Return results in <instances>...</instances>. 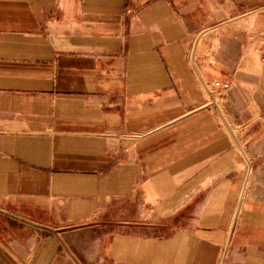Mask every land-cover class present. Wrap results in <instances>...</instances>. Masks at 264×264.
<instances>
[{
	"label": "crops",
	"instance_id": "1",
	"mask_svg": "<svg viewBox=\"0 0 264 264\" xmlns=\"http://www.w3.org/2000/svg\"><path fill=\"white\" fill-rule=\"evenodd\" d=\"M263 7L0 0V264H264Z\"/></svg>",
	"mask_w": 264,
	"mask_h": 264
},
{
	"label": "rangeland",
	"instance_id": "2",
	"mask_svg": "<svg viewBox=\"0 0 264 264\" xmlns=\"http://www.w3.org/2000/svg\"><path fill=\"white\" fill-rule=\"evenodd\" d=\"M241 13L238 12L235 15L231 13L230 14L226 13L224 18H221L217 21L215 20V22H211L210 24L206 25V27H204L201 32H198L197 35H195L192 43V49H193L192 59L194 61L193 63H199L198 60L206 56V54L209 52L208 51L209 48H211V46H213V44L216 43L217 33L218 31H220V29L225 27L228 28V27L239 26L251 20L253 21L254 19H256L259 13L264 14V7L259 9L258 12H252L247 15H244L246 11H243L242 14ZM195 66L199 67L197 65ZM227 121L228 123L227 122L225 123L226 127L229 133L231 134L232 138L234 139L236 145L239 147V151L241 152L242 150L244 152L242 153L246 155L247 152L245 151V145L247 144V140L244 139L247 135L246 130L244 129V127L238 128L237 125H235L234 123L230 122L229 120ZM258 131L259 130H257V132ZM228 261L229 258L224 256L223 264H227Z\"/></svg>",
	"mask_w": 264,
	"mask_h": 264
},
{
	"label": "built area",
	"instance_id": "3",
	"mask_svg": "<svg viewBox=\"0 0 264 264\" xmlns=\"http://www.w3.org/2000/svg\"><path fill=\"white\" fill-rule=\"evenodd\" d=\"M259 11V10H258ZM256 11V12H258ZM254 11H248L244 15L250 14ZM193 53V49H192ZM195 65L199 66V63H194ZM197 75L199 76L198 79L202 83L205 89V103L204 106L208 108L212 113L220 116L224 122H227L224 113V104L226 103L228 93L230 90L229 84H222L215 81H210L203 73L201 67H196Z\"/></svg>",
	"mask_w": 264,
	"mask_h": 264
}]
</instances>
